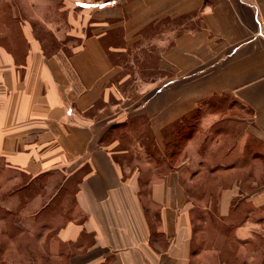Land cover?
<instances>
[{"label":"crops","instance_id":"0c3cea01","mask_svg":"<svg viewBox=\"0 0 264 264\" xmlns=\"http://www.w3.org/2000/svg\"><path fill=\"white\" fill-rule=\"evenodd\" d=\"M57 2L0 0L2 171L42 191L60 179L76 189L51 234L52 256L65 264H229L228 255L264 264V0ZM47 7L96 10L69 53L48 51L19 15ZM132 120L143 131L130 134ZM188 125H196L190 135ZM130 137L139 150H120ZM166 137L184 142L169 153L167 171L145 180L151 162L139 141L161 150ZM45 201L39 192L28 202L37 209L28 220ZM16 202L11 196L7 210L18 213ZM19 231L0 220L8 243Z\"/></svg>","mask_w":264,"mask_h":264},{"label":"rangeland","instance_id":"374dc122","mask_svg":"<svg viewBox=\"0 0 264 264\" xmlns=\"http://www.w3.org/2000/svg\"><path fill=\"white\" fill-rule=\"evenodd\" d=\"M57 1L58 0H54V2ZM81 1L88 2L89 0ZM95 11L96 10L93 7H47L44 10L41 9V11L37 13H27L20 9L19 15L22 18L30 19L34 23L35 33L48 51L52 52L63 50L66 53H69L88 31L86 25L93 18ZM20 16L18 17V20L21 19ZM15 32H17L16 28ZM183 126L181 128H183ZM126 127L130 134L134 133L136 130L139 131L143 129L138 127L136 120L128 122ZM187 127L190 128L188 133H185L191 134L192 131H194L193 127L195 128L196 125H188ZM198 128L199 126L197 127L196 132L198 131ZM181 140L182 139L179 138L170 140L166 137L165 144L168 146L166 149L161 148L160 150L153 139H140L139 142L140 146L142 147V151H144L145 154H148H144L142 157L143 159H148L151 162L150 165H144L142 175L145 180L150 179L152 176H154V174L163 173L164 171L168 170L167 167L169 162V153H171L173 149H180L184 142ZM169 141H171V143H169ZM170 144L175 145L176 148H173V146ZM119 149L139 150L138 141L135 138H131L130 140L124 139L122 140ZM130 154L132 155L133 152H130ZM131 159H133V156L130 155L118 156V160L122 161V164L124 165L131 163ZM156 164L160 165L157 166ZM156 167H159L158 170ZM10 176H17L19 178L18 181L20 182H17L19 184L17 187L10 188V186H4V184H6L5 179L9 178ZM28 182L29 178L21 176V174L4 173L2 171V166L0 165V220H5L6 223L15 224V226H17L20 230L19 235H17L16 239L11 243H8L5 238H1L0 236V264H63L64 260L58 261L52 256V253L49 249L50 242L53 235L52 233L55 232L58 226H61L65 222V220L61 218L60 213H62L64 206L73 203L76 189L74 187L67 186L61 187V184L63 183L61 179L53 183L54 185L52 187L49 185L50 188L48 190L45 188L43 191L41 189L39 190L38 184H33L30 187H26L25 185H27ZM42 183L49 184L48 178H44ZM39 192H41V195L46 199V201H49L50 199L52 202L47 205V209H44L42 211L43 213H41V215H39L35 220H28L29 218H27V216L37 211L36 208H30L28 206V202H30L34 196L38 195ZM13 194L16 195V206L18 203H21L18 213L13 210L8 211L6 207L10 197L14 196ZM46 201L43 202L44 205ZM41 206L43 207V204ZM242 208L237 211V215L240 218H238L239 220H241L244 215V210H242ZM198 213H200V210L196 209L195 215ZM12 215H16L17 217H15V222H13L14 216ZM47 215L48 218L44 219V217ZM40 216H42V218ZM211 228H217V226L214 225ZM227 229L224 230L225 234L229 237V239H231V242H234V231L230 232ZM48 231L51 232L49 235L50 237L48 238L47 242L41 245V247L39 242L42 241V235L45 234L46 236ZM200 235L201 233L196 231L194 247L197 249L200 248ZM2 245L6 246L8 249L3 251L4 246ZM258 246L264 247V242H260ZM43 249L44 251L42 252ZM42 258L45 260H42ZM225 259L228 260L229 264H234L235 262L234 258L228 255H225Z\"/></svg>","mask_w":264,"mask_h":264},{"label":"trees","instance_id":"16d2710c","mask_svg":"<svg viewBox=\"0 0 264 264\" xmlns=\"http://www.w3.org/2000/svg\"><path fill=\"white\" fill-rule=\"evenodd\" d=\"M12 216H14V215H12ZM15 217H16V215L14 216V220H13V222H15ZM17 218V217H16Z\"/></svg>","mask_w":264,"mask_h":264}]
</instances>
